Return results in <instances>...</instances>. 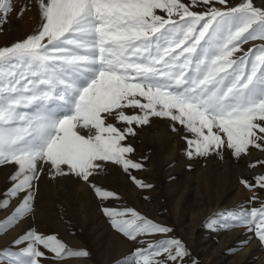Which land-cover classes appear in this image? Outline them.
I'll list each match as a JSON object with an SVG mask.
<instances>
[{"label":"snow or ice","instance_id":"6c2138e0","mask_svg":"<svg viewBox=\"0 0 264 264\" xmlns=\"http://www.w3.org/2000/svg\"><path fill=\"white\" fill-rule=\"evenodd\" d=\"M34 6L39 26L0 47V166L14 169L0 195L6 213L0 233L30 218L45 170L53 179L84 181L101 201L117 198L90 180L106 162L121 166L137 188H152L132 175L144 165L128 158L135 150L123 143L135 135L133 125L152 118L192 134L184 137L189 158L264 153V0L260 6L255 0H34ZM9 10L10 0H0V23ZM248 167L264 169V159ZM240 183L258 200L264 173ZM102 211L112 229L137 244L115 264H184L189 257L185 244L168 236L169 227L131 208ZM213 223L224 230L242 226L264 247V201L221 213ZM88 256L32 227L0 248V264H67Z\"/></svg>","mask_w":264,"mask_h":264},{"label":"rangeland","instance_id":"374dc122","mask_svg":"<svg viewBox=\"0 0 264 264\" xmlns=\"http://www.w3.org/2000/svg\"><path fill=\"white\" fill-rule=\"evenodd\" d=\"M255 3L260 6L262 0ZM25 5L28 10L21 13ZM39 23L34 0H10L7 20L0 23V47L32 33ZM252 43L245 45V50ZM114 123L120 128L126 126ZM172 124L166 118H152L149 125H133L135 135L123 142L135 150L127 154L128 158L144 165L140 170H130L132 175L152 188H137L121 166L106 162L90 180L116 193L117 198L101 201L84 181L74 176L53 179L45 170L38 182L34 212L21 226L0 233V248L10 245L21 231L32 227L44 234H56L71 248L89 252L88 257L68 258L67 264H115L137 244L112 229L102 209L131 208L172 229L168 236L180 239L189 251L184 264H191L192 260L196 264H264V247L253 233L242 226L224 230L213 223L221 213L239 208L250 210L264 201V191L255 190L258 200L253 201V192L240 183L241 177L251 181L264 173L259 167L255 170L248 167L253 160L264 159V153L252 150L250 156L237 159L224 150L220 154L189 158L184 137L191 138L192 134L183 130L173 132ZM81 132L87 134V130ZM13 171L12 167L0 166V195L8 188ZM11 210L9 207L7 211ZM5 214L0 212V217ZM241 241L247 242L241 246ZM43 264L52 262L44 260Z\"/></svg>","mask_w":264,"mask_h":264}]
</instances>
